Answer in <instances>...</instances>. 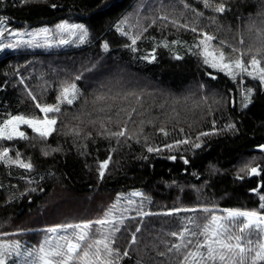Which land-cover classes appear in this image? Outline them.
Returning <instances> with one entry per match:
<instances>
[{
	"label": "trees",
	"instance_id": "obj_1",
	"mask_svg": "<svg viewBox=\"0 0 264 264\" xmlns=\"http://www.w3.org/2000/svg\"><path fill=\"white\" fill-rule=\"evenodd\" d=\"M141 1L0 0V21L14 29L64 22L87 32L65 47L0 51V127L17 115L43 118L36 104L54 105L65 86L79 92L47 114L57 121L47 138L25 128L27 139H0V243L39 249L50 229L70 224L99 233L111 225L95 222L111 212L123 219L116 264H181L173 233L202 240L212 216L264 213V84L212 68L199 45L208 33L209 50L227 63L255 56L264 66V0ZM136 10L142 28L118 32ZM125 126L131 138L112 135ZM19 263L9 250L6 264Z\"/></svg>",
	"mask_w": 264,
	"mask_h": 264
},
{
	"label": "snow or ice",
	"instance_id": "obj_2",
	"mask_svg": "<svg viewBox=\"0 0 264 264\" xmlns=\"http://www.w3.org/2000/svg\"><path fill=\"white\" fill-rule=\"evenodd\" d=\"M204 3L205 6H209L208 0H204ZM215 10L222 13L224 7L220 5L216 7ZM181 27H187V25H181ZM6 30L7 29L0 31V38L5 36ZM60 30L63 32L76 31V29H69L66 25H61ZM117 30L127 35L126 32H123L122 28L118 27ZM190 30L193 32L197 31L195 28ZM79 32L81 34L80 40L83 42L84 38L87 36V32L83 28H79ZM10 34L13 36L18 35L17 33ZM44 35H47L46 30ZM200 35L203 38L199 41V45H203L202 51L206 57L205 63H209L212 68H217L219 66L221 69H229V71H231L234 65L236 69L247 73L249 76H253V71L250 70L253 69L258 73L260 81L264 83V67H260V60L255 56L250 58L247 66L241 58L225 63V53L223 51H219L217 54L216 50H209L210 42L213 41L215 37L208 33H200ZM130 39L131 43L135 45L138 37H130ZM27 43H31V41ZM60 43H67V41L61 40ZM12 47L13 44L11 43H0V51H3L4 48ZM104 47L107 49L106 44ZM232 51L237 50L232 49ZM240 55L243 56V53ZM208 58H211V60ZM152 59H154V57H152ZM77 79H79V77H77ZM78 94L79 92L75 84L65 86L61 90L63 101L69 105L73 103ZM32 98L35 100V97ZM36 107L45 114L43 120L36 121L20 115L14 116L6 122L4 127H0V139L11 140L14 136L27 139L24 132L17 130L15 126L16 122L28 125L41 138H47L54 130V125L57 123L55 118H48L47 114L59 112V105L41 107V105L37 103ZM8 125H13L11 132L6 130ZM161 131H163V129H161ZM127 132L128 130L125 126L112 133V135L118 138H131L127 136ZM184 142L186 143L187 141ZM195 146L200 147L199 144ZM153 150L152 148H148L149 152ZM7 156L8 152L5 150L0 154V159ZM10 162L19 163L21 167L26 169H31L32 167L30 163H24L22 161ZM185 163H187V161H185ZM100 167V176L103 177V169L108 167L107 162L102 163ZM250 172L253 175L259 174V170L255 167L251 168ZM134 195L142 196L143 194L134 193ZM260 200L264 201V195H260ZM260 208L264 209V204H261ZM147 214L148 213H144V215ZM112 215L113 214L110 212L109 217ZM109 217L95 222L102 229L106 225H111V228L106 231H100L99 233L92 230L91 223L67 225L62 231L68 232L69 229H72L70 235L60 236L54 244L46 240L44 245L38 249L36 253L38 264H116V261L120 258V252L118 249L113 248L112 245L115 243L114 233L120 231L119 225L123 223V219H113ZM237 225H239L238 228L236 227ZM245 229L249 231L241 236L239 233H244ZM49 231L56 232L57 229L53 228ZM253 233H256L261 237V240H264V213L256 211H228L226 218L218 216H212L210 218V222L203 227L200 233L203 237L202 240H193L191 237H195L197 234L190 232L187 228L179 234L173 233L180 241V243H176L173 247L178 252H180L182 248L185 250L183 252L181 264H247L248 261H251L252 264H257V262H264V242L258 240L254 243L251 238ZM60 241H63V243ZM132 242L135 243L134 236L132 237ZM190 245L191 248H189ZM19 248L20 245L18 243H0V264H6L9 250L14 251ZM17 255H19L18 252ZM28 255L31 256L32 253L30 252ZM123 255L126 256L127 252L123 253Z\"/></svg>",
	"mask_w": 264,
	"mask_h": 264
},
{
	"label": "rangeland",
	"instance_id": "obj_3",
	"mask_svg": "<svg viewBox=\"0 0 264 264\" xmlns=\"http://www.w3.org/2000/svg\"><path fill=\"white\" fill-rule=\"evenodd\" d=\"M144 1H146V0H142L141 2H144ZM151 3H152L151 0L147 1V5H149ZM141 22H142V17L139 18V15H138L137 10H136L135 12H130L126 16V18H123L116 25V29L118 27H120V28H122L123 32H126L127 35L130 36V35H132L131 32L136 33L137 29L140 30L142 28L140 25ZM61 25H66V26H68L69 29H76V31L63 32L60 30ZM79 28H83V27L80 24L69 26L64 22H61V23H58L56 25H45V26H42L39 28L14 29L8 24L7 20H2V21H0V31L5 30V29H7V30L5 31V36L3 38H0V43H4V44L11 43V44H13L12 48H4V50L13 49V48H28V49L44 48L45 50H48L54 46L55 47H65V46L69 45L70 43H78L77 40H78V38H80V35H81L79 32ZM45 30L47 31L46 36L44 35ZM118 32L121 33V31H118ZM10 33H17L18 35L13 36ZM86 37L84 38L83 41L86 40ZM61 40L67 41V43L61 44L60 43ZM28 41H31V43H27ZM37 45H39V46H37ZM224 62L227 63L225 60H224ZM234 67L235 66L233 65L232 69ZM260 67H264V66L260 64ZM250 70L253 71L254 75L258 76V73L255 70H253V69H250ZM258 78H259V76H258ZM65 103L66 102L63 101V98L60 95L58 102L55 103L54 105H51V106L59 105V108H60V106L62 104H65ZM44 117L43 118L26 117V118L39 121V120H43ZM10 119H8V120H10ZM5 124L2 127H4ZM15 126H16L18 131H22V132H24L25 128H30L28 125H25V124H22L19 122H16ZM12 127H13V125H8L6 130L8 132H11ZM54 128H55V125H54ZM30 129H32V128H30ZM14 137H18V136H14ZM62 229H64V228H59V229H57L56 232L49 231L50 234L43 241L42 246L44 245L46 240L51 241L54 244L57 242V240L60 236L69 235L68 232H70L71 229H69L68 232H64V231H62ZM60 242L63 243V241H60ZM37 251H38V249H36V248L32 249V248H28L25 246H21L19 249L14 250V253L20 259L19 264H38V261L36 258ZM17 252L19 253V255H17ZM30 252L32 253L31 256L28 255V253H30Z\"/></svg>",
	"mask_w": 264,
	"mask_h": 264
}]
</instances>
